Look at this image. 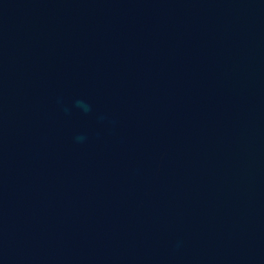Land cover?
Returning a JSON list of instances; mask_svg holds the SVG:
<instances>
[{
	"label": "water",
	"instance_id": "water-1",
	"mask_svg": "<svg viewBox=\"0 0 264 264\" xmlns=\"http://www.w3.org/2000/svg\"><path fill=\"white\" fill-rule=\"evenodd\" d=\"M0 264H264V0H0Z\"/></svg>",
	"mask_w": 264,
	"mask_h": 264
},
{
	"label": "clouds",
	"instance_id": "clouds-1",
	"mask_svg": "<svg viewBox=\"0 0 264 264\" xmlns=\"http://www.w3.org/2000/svg\"><path fill=\"white\" fill-rule=\"evenodd\" d=\"M76 105H77V107L82 108V110L85 111V112L91 111L90 106H88L86 104H83V102H81V101H77ZM84 139H85V137H77L78 141H83Z\"/></svg>",
	"mask_w": 264,
	"mask_h": 264
}]
</instances>
